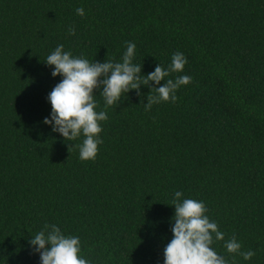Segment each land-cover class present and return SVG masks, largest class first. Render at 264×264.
<instances>
[{"label":"trees","instance_id":"16d2710c","mask_svg":"<svg viewBox=\"0 0 264 264\" xmlns=\"http://www.w3.org/2000/svg\"><path fill=\"white\" fill-rule=\"evenodd\" d=\"M126 42L142 75L182 52L168 78L192 82L150 111L148 86L117 106L95 90L108 119L95 160H81L83 135L43 123L63 79L46 58L62 44L122 62ZM176 191L205 203L229 264H264V0H0V264H41L29 240L45 224L79 237L92 264H164ZM233 236L256 255L227 252Z\"/></svg>","mask_w":264,"mask_h":264},{"label":"clouds","instance_id":"9594fccd","mask_svg":"<svg viewBox=\"0 0 264 264\" xmlns=\"http://www.w3.org/2000/svg\"><path fill=\"white\" fill-rule=\"evenodd\" d=\"M76 13L84 16L83 7L77 8ZM69 34L75 35L74 27L69 28ZM126 43L122 62H90L74 57L70 51L64 50L62 44L46 58L47 65L54 66L52 76H62L63 79L48 95L52 106L51 118L46 117L43 123L51 125L52 131L60 133L67 141H75L83 135L82 143L74 145L79 149L81 160H95L98 146L103 143L100 138L103 130L101 122L108 119L105 110L96 111L95 90L102 89L100 95L106 106H117L122 98H127L129 91L136 90L140 95V86H148L155 93L147 95L148 103L144 104L145 111H150L153 104L176 103L177 90L192 82L189 75L168 78L172 73L183 72L188 63L182 52L173 54L167 68L159 64L153 72L142 75L143 65L133 63L135 43ZM161 81L165 83L161 85ZM150 82H155L156 86L152 87ZM182 197L181 191L174 193L173 238L164 249V264H229L211 247L214 236L216 241H223L224 233L206 215L208 209L205 203L191 198L181 200ZM29 244L35 253H39L41 264H92L81 256L79 237L65 236L55 224H45L40 232L32 236ZM224 247L227 252L237 253L244 260L256 255L252 250L242 252V245L235 236L226 241Z\"/></svg>","mask_w":264,"mask_h":264}]
</instances>
